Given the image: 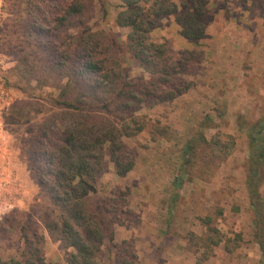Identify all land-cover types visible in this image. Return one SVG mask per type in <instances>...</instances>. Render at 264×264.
<instances>
[{"label":"rangeland","instance_id":"obj_1","mask_svg":"<svg viewBox=\"0 0 264 264\" xmlns=\"http://www.w3.org/2000/svg\"><path fill=\"white\" fill-rule=\"evenodd\" d=\"M23 2L0 0V75L3 97L8 99L0 111V222L14 210L31 212L35 203L43 202L28 162L32 145L28 125L12 123L7 117L23 101L37 103L42 111L32 113V120L45 117L49 109L47 96L55 92L37 82L39 76L35 80L29 65L39 62L44 53H55V45L64 34L47 36L45 43L38 44L41 38L22 28L30 16L21 9ZM117 3L95 0L87 27L104 29L116 38L122 69L128 77L147 76L125 50L128 29L114 22ZM206 13V35L198 44L182 38L174 15L159 18L151 31L155 41L168 39L171 54L194 48L203 51L204 58L200 70L190 77L194 85L187 93L139 111L152 120L158 119L161 126L167 127V133L155 141L150 139L148 129L124 138L135 153L131 171L117 176L113 163L105 156L104 170L95 182L96 193L87 198L93 210L101 212L106 204L112 205L111 209L117 205L120 192L126 191L127 206L109 213L114 238L109 241L106 237L98 264H118L113 245L127 230L136 242L135 264H264L252 236L245 184L246 130L264 115V0H207ZM81 29L69 32L75 36ZM226 134L235 139L232 152L226 158L219 155L213 159L206 141H225ZM190 141L194 146L188 155L192 160L187 163L183 147ZM180 165H184L182 169ZM259 190L264 198V172ZM204 215L212 217L223 242L213 248L207 260L198 263L192 246L197 238L191 241L190 233L197 237L204 234L198 220ZM116 217L124 225H117ZM227 239L231 251L225 248ZM43 249L48 261L63 262L65 249L59 241L46 236ZM19 253L13 240L0 239V264H23Z\"/></svg>","mask_w":264,"mask_h":264},{"label":"trees","instance_id":"obj_2","mask_svg":"<svg viewBox=\"0 0 264 264\" xmlns=\"http://www.w3.org/2000/svg\"><path fill=\"white\" fill-rule=\"evenodd\" d=\"M117 1L119 10L114 22L128 29L125 50L147 76L128 77L122 69L116 38L104 29L87 27L95 0H24L21 7L30 15L22 28L39 36L42 41L38 44L45 43L47 36L64 33L55 45V53H44L39 62L29 65L35 80L39 76L37 82L55 92L47 96L49 109L45 117L40 121L31 119L32 113L42 111L30 101H23L7 117L12 123L28 125L32 144L28 162L38 195L43 199L33 205V211L14 210L0 222V239L14 241L23 264L99 263L106 237L109 241L114 238L108 215L113 208V212H118L127 206L126 191L120 192L117 205L111 209L112 205L106 204L101 212H95L87 198L96 193L95 182L104 170L105 156L113 163L117 176L131 171L135 153L124 138L148 129L150 139L155 141L157 136L165 137L167 133V127L161 126L158 119L152 120L139 111L172 102L187 93L194 85L190 77L201 68L203 51L184 48L173 55L168 39L155 41L150 34L159 18L174 15L182 38L198 44L209 23L207 0ZM75 28L82 29L74 36L69 31ZM246 135L245 184L252 213V236L264 260V198L259 190L264 172V115L249 125ZM225 139L206 141L213 159L219 155L226 158L232 152L234 137L226 134ZM193 146L190 141L183 147L187 163L192 160L188 155ZM198 220L204 234L197 237L190 233V238H197L192 246L198 254L197 262L201 263L223 242V236L212 224L210 215ZM114 222L124 225L117 217ZM46 236L62 244L63 262L46 259ZM134 245L132 237L113 245L118 264L136 263ZM225 248L232 250L228 239Z\"/></svg>","mask_w":264,"mask_h":264},{"label":"built area","instance_id":"obj_3","mask_svg":"<svg viewBox=\"0 0 264 264\" xmlns=\"http://www.w3.org/2000/svg\"><path fill=\"white\" fill-rule=\"evenodd\" d=\"M4 93H5L4 82H3V79L0 75V111L6 106V103L8 102V99L3 97ZM2 142H3V140H2V126L0 123V157L2 156V152H3Z\"/></svg>","mask_w":264,"mask_h":264},{"label":"crops","instance_id":"obj_4","mask_svg":"<svg viewBox=\"0 0 264 264\" xmlns=\"http://www.w3.org/2000/svg\"><path fill=\"white\" fill-rule=\"evenodd\" d=\"M185 40V39H184ZM186 41V40H185ZM187 42V41H186ZM127 234H128V230H127ZM127 234H121L119 241L123 240V239H128L130 235ZM135 237L137 238V236L135 235ZM131 238V237H130ZM136 243V242H135ZM138 245V244H137Z\"/></svg>","mask_w":264,"mask_h":264}]
</instances>
